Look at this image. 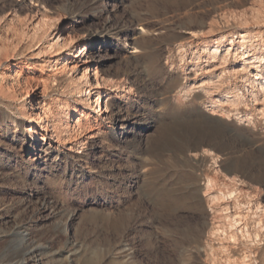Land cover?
Here are the masks:
<instances>
[{
  "label": "rangeland",
  "instance_id": "374dc122",
  "mask_svg": "<svg viewBox=\"0 0 264 264\" xmlns=\"http://www.w3.org/2000/svg\"><path fill=\"white\" fill-rule=\"evenodd\" d=\"M36 11L57 18L62 32L72 27L73 37L91 34L85 52L96 50L102 76L127 91L108 90L109 116L132 113L138 122L120 134V122L99 120L64 145L38 150L40 135L31 140L25 130L26 92L41 102L44 95L50 120L67 110L71 124L74 86L84 81L50 70L49 51L27 55L15 84L1 79L0 67V82L12 86L0 94V264H15L9 256L28 238L33 251L23 264H226L246 250L251 264H264V230L258 241L243 238L226 216L249 220L264 210V111L257 110L264 91L253 97L233 58L215 62L224 75L210 79L212 66L194 56L215 37L227 44L242 31L258 49L251 53L264 55V0H0L3 55L20 36L14 23ZM198 61L195 76L189 69Z\"/></svg>",
  "mask_w": 264,
  "mask_h": 264
},
{
  "label": "bare ground",
  "instance_id": "6f19581e",
  "mask_svg": "<svg viewBox=\"0 0 264 264\" xmlns=\"http://www.w3.org/2000/svg\"><path fill=\"white\" fill-rule=\"evenodd\" d=\"M81 16L82 15L78 13L75 14L74 17L80 18ZM56 20L57 18H55L54 16H49L40 11H36V13L32 16L30 15L28 19H23V20L18 19L16 24L14 23V26L18 25V28H16L15 31L20 32V36L17 37L16 39L15 36L12 37L13 36L12 35L9 39L10 43H8L10 45L11 44L14 45L11 50L12 52L11 55L7 53H4L3 55L0 50V67L1 69L3 68L4 70L5 68L6 70L1 73V79L4 80L5 76L7 75V78L9 77L7 83L9 84H15L18 82V78L20 77L19 75L21 73L20 72L21 65H19V63L21 62L24 63L23 60L27 59V55H34L37 58H41V57L45 58L47 54L44 55V52L47 51L53 53L51 56H48V58L45 61L43 60L44 62H46L47 64L46 66H48L50 70L52 69L54 73H56V71L68 73L72 82L80 81V80L84 81L83 86H80L78 88L74 86V90L76 89L75 92L77 93V98L75 102L76 104H72L68 106L70 112L74 114L71 124L69 123L70 118L68 115V111L63 108L59 110L58 112L59 116L57 117V120L54 119L56 120V122L53 124V122H51L52 119L50 120L51 111L47 106V103L44 101V95H42V98L40 97L42 99L41 102L37 96H35L34 98L33 90L31 89L28 90L26 88L28 90L26 92V95L29 100L24 104V108H23L24 110L22 115L25 118V120L29 121L28 122L29 124L25 125V130L29 134V139L34 140L36 134L40 135V138L43 141V145H41V147H39L38 150H43L44 144H47V147H52L54 142H56L57 144L64 145L66 144L67 141H69L68 139L69 137L82 134L84 131L89 130L88 128L92 126V122L95 123L99 120L106 122L107 120H110L111 122H116V121L120 122V125L117 127L118 133L121 134L126 132L127 131L126 128L128 126L130 127L137 124L138 122L137 115L132 113H125L124 116H122V118H118V116H120V113L118 112L116 114L118 116L111 118V116H109V114L111 113V109L110 106L108 105L110 102L109 103L107 102V100L110 97L108 95V90L115 91L116 89L122 87V91H126V87H124V84L112 80L113 78L106 79L105 77L102 76V74L100 73L101 70H98V66H97L99 61L95 59V56L99 55L96 54V50L85 52L86 45H89L90 43L89 42L90 41L89 38L91 36L90 33L73 37V35L69 31L70 28L72 27L65 28L63 29L62 32L60 28L54 26ZM78 21L77 19L75 20V22L77 23ZM9 27L12 28V25ZM13 29L14 28H12V31ZM9 31L10 30H8L6 34ZM247 35L248 34L246 32L243 31L239 32L236 35L228 37L227 44L224 43V41L226 40L225 36H220V37L218 36L217 38L215 37V39L213 40L214 43L212 44L205 43L203 45V49L201 52L195 50L194 56L196 55L195 58L197 59L204 58L203 62H205L206 66H210V67L212 66L214 68V69L212 67L211 69L208 68L209 71H207V73L209 78L213 76H216L215 78H218L219 74L221 73H223L224 75V71L223 72L221 71L220 73L219 70L220 67L215 68L213 66L215 62H217L218 64H224L227 63L229 58H233L234 63H232L231 65L232 69L234 68V71L237 72L239 71L243 72L244 79L250 85V88L253 92V97H255L256 99L257 94L254 93V91L257 90L258 88L261 91H264V55H257L258 49H255V46L246 45L248 38ZM6 38L8 39L9 36H6ZM7 39L6 41H8ZM7 48L8 47H6V49ZM178 49L183 52L185 51V49L182 46H178ZM252 50H256L257 53L256 52L251 53ZM16 55H19L20 56L19 58L22 60L18 61L17 65H13L12 67V65L10 64L11 61L9 62V60L14 58ZM191 66L192 67H190L189 70L193 72L195 76H199L198 75L200 74L199 71H201L202 69L201 62L200 61L195 62L191 64ZM221 69H223L222 66ZM217 72L219 74H217ZM195 78L197 77H194V79ZM1 79L0 81H2ZM7 83H5V86L7 85ZM5 86L2 84V82H0V94L4 93ZM199 86L203 88L204 86L203 82L202 84L199 83ZM199 86L196 87L199 88ZM8 87L11 88L12 86L9 85ZM178 91L181 95H184L186 93V87L182 86ZM121 96H124V94H122ZM219 100L218 98L209 100L208 106L211 107L210 108L211 113H214L212 111L213 110L212 108L216 107L217 105L216 102H218ZM79 103H82L84 106H86V108H89V110L88 109L80 110L78 108ZM257 106H258L257 110L259 112L264 111V107L262 105L259 104ZM117 107L119 108V106ZM237 118L245 119L248 117L245 115L244 117L242 116ZM59 122L62 123L58 124ZM39 126L41 127V130L39 129L41 132H38ZM93 131L88 132L89 137H94L96 135V133H93ZM81 141L82 140H79V142ZM47 147L45 149H47ZM208 185L209 184H207V186L205 187L206 189L205 193H207L208 191ZM258 211L260 212V214H258ZM226 216L227 219L231 217V219H229L230 226H234L235 224L238 225L239 230L237 231L241 232L242 235L241 237L249 238V239L251 238L252 241L254 242L260 240L261 230H264L263 209L255 210L253 213H251L249 220L252 221L257 227V229L254 230L255 232H253L252 237H251V232L249 231L248 228L249 220L247 218L241 217L238 214L234 216L232 215L230 216L226 215ZM228 238L233 244H236V241L238 242L237 236L234 233H231ZM28 240L29 238L24 240L25 246H23V249L20 253L12 252L10 254L9 259L13 260L15 264H23L25 261L24 260L25 255L33 251L32 248L29 249L27 247ZM224 249L225 251L227 250V248ZM251 260H252V252L246 250L243 251L239 261H236L234 259L231 260L228 258L226 264H251Z\"/></svg>",
  "mask_w": 264,
  "mask_h": 264
}]
</instances>
